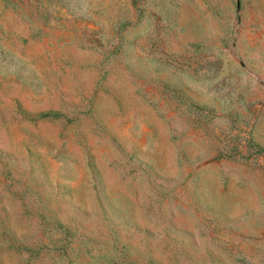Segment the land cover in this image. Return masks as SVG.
Masks as SVG:
<instances>
[{
	"label": "rangeland",
	"instance_id": "374dc122",
	"mask_svg": "<svg viewBox=\"0 0 264 264\" xmlns=\"http://www.w3.org/2000/svg\"><path fill=\"white\" fill-rule=\"evenodd\" d=\"M0 264H264V0H0Z\"/></svg>",
	"mask_w": 264,
	"mask_h": 264
}]
</instances>
